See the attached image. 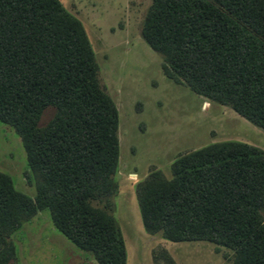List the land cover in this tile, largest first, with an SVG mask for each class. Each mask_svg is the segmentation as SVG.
<instances>
[{
    "label": "trees",
    "instance_id": "1",
    "mask_svg": "<svg viewBox=\"0 0 264 264\" xmlns=\"http://www.w3.org/2000/svg\"><path fill=\"white\" fill-rule=\"evenodd\" d=\"M141 34L167 76L264 131V0H151ZM0 122L20 137L35 181L30 197L0 172V264L12 232L39 210L98 264H126L107 211L117 109L82 23L59 0H0ZM170 172L136 185L146 231L225 247L233 264H264L262 149L215 142L179 156Z\"/></svg>",
    "mask_w": 264,
    "mask_h": 264
},
{
    "label": "rangeland",
    "instance_id": "2",
    "mask_svg": "<svg viewBox=\"0 0 264 264\" xmlns=\"http://www.w3.org/2000/svg\"><path fill=\"white\" fill-rule=\"evenodd\" d=\"M83 25L98 65L100 86L118 113L117 190L108 213L119 226L126 264H233V251L205 241L172 242L145 230L136 185L151 172L171 175L179 156L205 145L238 141L264 151V131L229 106L201 97L167 76L163 57L142 37L151 0H59ZM52 109L44 112L46 123ZM0 172L16 190L35 186L20 137L0 122ZM102 206V204H100ZM6 264H98L37 211L10 235Z\"/></svg>",
    "mask_w": 264,
    "mask_h": 264
}]
</instances>
